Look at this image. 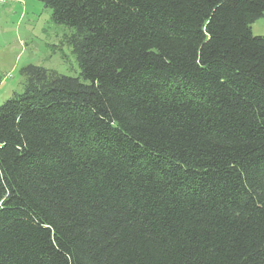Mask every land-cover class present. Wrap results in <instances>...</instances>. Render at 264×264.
<instances>
[{
  "label": "trees",
  "instance_id": "1",
  "mask_svg": "<svg viewBox=\"0 0 264 264\" xmlns=\"http://www.w3.org/2000/svg\"><path fill=\"white\" fill-rule=\"evenodd\" d=\"M79 77L0 105V264H264V0H36Z\"/></svg>",
  "mask_w": 264,
  "mask_h": 264
},
{
  "label": "rangeland",
  "instance_id": "2",
  "mask_svg": "<svg viewBox=\"0 0 264 264\" xmlns=\"http://www.w3.org/2000/svg\"><path fill=\"white\" fill-rule=\"evenodd\" d=\"M52 11L36 0H0V105L23 91L20 70L28 65L77 78L79 68L65 42L70 28L55 25ZM264 36V15L251 24Z\"/></svg>",
  "mask_w": 264,
  "mask_h": 264
}]
</instances>
